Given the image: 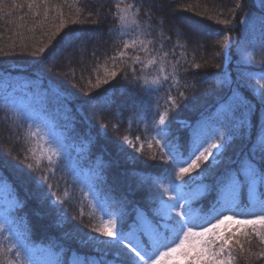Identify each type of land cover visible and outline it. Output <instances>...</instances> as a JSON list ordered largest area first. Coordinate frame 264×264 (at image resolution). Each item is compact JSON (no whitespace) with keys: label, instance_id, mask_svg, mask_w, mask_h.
Segmentation results:
<instances>
[{"label":"trees","instance_id":"1","mask_svg":"<svg viewBox=\"0 0 264 264\" xmlns=\"http://www.w3.org/2000/svg\"><path fill=\"white\" fill-rule=\"evenodd\" d=\"M237 3H242L243 7L236 9ZM128 5L136 7L126 10ZM121 16L125 17L126 27L122 26ZM73 20L77 23L73 24ZM218 20L230 23L219 24ZM245 20L247 23H242ZM181 21L188 25L181 26ZM61 22L66 27L57 38L68 29L83 30L75 52L70 48L68 54L55 61L31 55L48 43ZM196 31L207 36L199 40ZM225 35L231 37L227 59L218 43ZM133 40L135 48L125 50L124 42L131 44ZM141 41L146 49L141 47ZM262 41V0H0V68L7 70L0 72V82L8 81L11 88L14 83H27L45 94L43 108L33 107L29 98L23 103L26 99L17 95H0V175L9 180L16 204L10 213V231L0 234V245L7 249L21 242L28 250L37 244L54 245L56 250H61L64 264H73L81 254L96 255L76 239L80 233L96 235L92 227L101 222L102 214L94 207L92 197L105 200L109 213L120 208L118 215H123L127 229L136 219V210L146 211L152 194L161 192L167 185V179L163 184L156 179L170 167L153 139L156 136L153 121L158 120V113L171 109L168 139L179 143L185 152L194 132L203 137L217 134L220 143L219 137L224 131H217L224 95L219 91L220 81L225 73H230L235 80L241 73L252 72V83L258 86V77L264 72ZM193 43L200 48H192ZM121 51L126 53L123 57L119 55ZM218 52L221 54L216 55ZM245 55H251L253 63L238 68ZM137 56L143 63L134 62ZM151 60L158 63L153 66L149 63ZM196 64L201 67H194ZM161 66L165 68L163 73L159 71ZM106 71H115L117 76L96 89L97 79H105ZM165 75L169 79L159 91L149 93L144 89L145 81H163ZM105 89L104 111L91 110L90 123L81 119L76 104L66 107L62 100L67 93L86 100L88 94L96 95ZM57 91L60 96L55 94ZM181 91L185 99L180 98ZM169 96L176 99L174 109ZM202 98L198 106L187 107V102L194 104L196 99ZM249 99L256 103L251 96ZM58 109L65 112L64 121ZM259 113L257 105L256 115ZM34 120L52 125L63 144L54 175L46 156L39 171L27 168L28 163L35 167V158L46 150L42 140L27 139L30 125L31 131H35ZM180 120H185L186 124L181 126ZM252 122L255 125V116ZM102 126L106 128L102 130ZM73 127L76 132L71 131ZM125 137L132 143H125ZM79 144H86L87 151L83 155L77 151ZM115 145H123L124 150L117 151ZM240 148L241 142L237 140L227 155L236 159ZM29 149L35 152V158ZM25 156L29 159L25 160ZM14 167L41 179L50 201L41 203L29 194L28 188L11 183ZM86 171L96 177L86 180ZM44 175L49 177L47 181L42 179ZM197 182L208 189V193L194 201L193 207L208 213L215 198V193L208 188L211 181L205 176ZM85 193L89 196L85 197ZM214 215L208 213V219ZM57 219L63 220V231L56 226ZM223 229L234 232L236 225L223 226ZM6 236L10 239H5ZM234 239H239L244 248L241 253L239 246L236 247L234 264H264V258L258 255L264 250V244L254 234L239 233ZM20 251L26 254L24 248ZM7 260L16 264L15 249L0 254V264H6Z\"/></svg>","mask_w":264,"mask_h":264},{"label":"snow or ice","instance_id":"2","mask_svg":"<svg viewBox=\"0 0 264 264\" xmlns=\"http://www.w3.org/2000/svg\"><path fill=\"white\" fill-rule=\"evenodd\" d=\"M133 7L136 5H128L126 10ZM241 7H243L242 3L236 4V9ZM119 19L122 26L126 27L125 17L121 16ZM72 23L75 24L77 21L73 20ZM217 23L228 25L230 21L218 20ZM242 23H247V21H242ZM65 27V23L61 22L56 32L49 37L48 43L32 52L31 55L39 56L41 60L55 61L68 54L70 48L75 52L76 42L82 40L83 30L68 29L57 38V34L61 33ZM230 41L231 37L227 35L222 41H218L226 59L228 50L231 48ZM140 45L147 48L143 41ZM135 46V40L131 44L124 42L125 50L130 47L135 48ZM160 50H163V45ZM260 50L261 64H264V41L260 45ZM125 54L124 51L119 53L121 57ZM220 54L216 53V55ZM166 57L167 53L164 54L165 59ZM134 62L143 63L139 56L135 57ZM149 63L155 66L158 61L151 60ZM251 63H253L251 55L242 56L241 65H238V68ZM194 67L199 68L201 65L196 64ZM6 71L0 68V72ZM159 71L163 73L165 68L161 66ZM133 73L135 74V69ZM116 76L115 71L110 73L106 71V78L97 79L94 87L99 89L102 84L109 83V78ZM252 76V72L246 75L241 73L237 79L233 80L230 73H225L224 79L220 81L219 91L224 94L222 119L217 121V131L224 130L223 136L219 137L220 143L212 139L207 147H203L210 137H203L202 134L194 132L188 142V150L185 152L179 143L168 139L171 109L158 113V120L153 121V128L156 130V136L153 139L160 147L165 164L170 167L165 168L163 175L157 176L156 179L161 184L167 179V185L161 192L152 194L151 204L147 206L146 211L136 210V219L128 225L127 229L124 227L122 214L109 213L106 201L93 196L94 207L102 214L101 222L99 226L92 227V232L97 235L82 233L79 243L82 247L91 248L96 255L81 254L73 261V264H234L237 259L236 247L239 246L240 252H244L239 239H234L237 234L242 233L248 236L250 232L259 239L261 244H264V91H261L264 89V72H261L258 77V86L252 83ZM137 79L140 78L137 77ZM168 79L169 76L165 75L163 81L156 79L150 82L145 81L143 87L149 93L159 91ZM176 82L178 83V80ZM91 88L90 84V90ZM55 94L60 96L59 91ZM179 96L181 99L186 98L183 91L179 92ZM249 96L256 103H253ZM106 97L107 89L96 95L88 94L86 100H80L72 93L63 95L62 100L66 107L76 104V112L81 119L85 123H90L91 110L103 112L104 105L107 103ZM169 102L172 109L177 107L175 98L169 96ZM257 105L260 107L259 115H256ZM253 116H255V125L252 122ZM29 119L33 118L29 117ZM33 122L35 131H31L30 125L27 139L42 140L46 145V150L42 151L39 158H35V152L29 149L35 158V167L32 163H28L27 168L32 172L39 171L41 162L46 156L54 175L62 155L63 144L60 143L54 127L47 121L34 120ZM253 127L256 128L255 132L252 131ZM105 128L106 126H102V130ZM71 131L76 132L75 127ZM124 140L125 143H132L127 137ZM237 140L241 142V148L237 158L233 159L227 153ZM115 147L117 151L124 150L123 145H115ZM24 159L28 160L29 157L25 156ZM132 159L138 160L137 157H132ZM14 172L11 183L28 188L29 194L41 203L50 201L49 194L43 190L41 179H37L31 172H25L23 169L14 167ZM194 172L195 176L192 175ZM205 176L211 181L208 185L209 190L215 193V198L208 208V213L215 214L214 223L208 219V213H205L204 209L193 207V200L196 197L186 191L191 182L197 179L203 180ZM48 178L47 175L42 177L44 181ZM9 184V180L0 175V189L9 187ZM48 187L50 189L52 185L49 184ZM84 195L88 197L89 193ZM248 214H252V218H239ZM226 222L236 225V230L234 232L230 229L225 231L222 226ZM10 228L11 225L7 219L0 222V234L10 231ZM78 231L82 232V230ZM5 239H10V237L6 236ZM21 248L25 249L26 254L21 253ZM14 249L16 250V264H34L31 261L30 250L21 242L13 243L7 249L0 245V254L5 251L11 252ZM258 255L264 258V250ZM6 264H14V262L7 260Z\"/></svg>","mask_w":264,"mask_h":264},{"label":"rangeland","instance_id":"3","mask_svg":"<svg viewBox=\"0 0 264 264\" xmlns=\"http://www.w3.org/2000/svg\"><path fill=\"white\" fill-rule=\"evenodd\" d=\"M179 23L181 24V26H187L188 25V23L186 21H181ZM196 32L198 34L197 36H198L199 40L207 36V34L202 33V31H196ZM195 47L200 48V46L198 44L193 43L192 48H195ZM0 95L1 96L14 95L15 97L17 95L18 97H22L23 99H26L25 101H23V103H26L28 101V98H29V101H30V103H32V106L33 107L36 106L39 108H43V103L45 100V94L43 92H40L39 90L34 89L33 87H31L27 83H14L12 88H11L8 81L0 82ZM194 102H195L194 104H191L192 102H187V107L193 108L194 106H198L199 104H201L203 102V98L199 99V100L196 99V101H194ZM58 110H60V109H58ZM60 112H61L60 113L61 119H62V121H64V119L66 118V117H64L65 112H63L61 110H60ZM178 123H180L181 126H183L184 124H186V121L180 120ZM216 136H217V134L212 133L210 135V138L207 139L206 143L203 144V147H207L208 143L212 142V139L217 140ZM135 141L137 142L136 139H135ZM77 151H78L79 155H83L87 151L86 144L85 145L79 144L77 147ZM84 176H86L85 178L88 181L96 177L95 174L88 173V171L84 172ZM198 180H200V179H197L196 181L191 182L189 188L186 189V191L190 195L196 197V199L193 200V202L203 198L208 193V190L205 187H203L202 184L197 182ZM15 205H16L15 199L12 196V192H11L10 187L0 189V222H3L4 219H7L8 221H10V213L12 210H14ZM120 210L121 209L119 208V209L115 210L114 212L116 214H118L120 212ZM239 218H252V214H248V215H245V216H242ZM209 220H211L212 223L215 222L213 217L209 218ZM62 222H63V220L57 219L56 220V226L59 227L58 228L59 230L63 231L62 228H65V226L62 225ZM205 226H207V224H205ZM224 226L233 227L235 225H230L226 222V224ZM222 228H223V226H222ZM93 235H95V234H93ZM63 236H64V234H63ZM81 237H82V233L78 234L76 236V239L79 241L81 239ZM29 250H30V254H31V261L34 262V264H63L62 258H61L62 252H61V250H56L54 245L37 244L34 247H31Z\"/></svg>","mask_w":264,"mask_h":264}]
</instances>
